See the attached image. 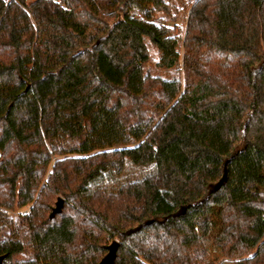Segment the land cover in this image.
Instances as JSON below:
<instances>
[{"label":"trees","instance_id":"1","mask_svg":"<svg viewBox=\"0 0 264 264\" xmlns=\"http://www.w3.org/2000/svg\"><path fill=\"white\" fill-rule=\"evenodd\" d=\"M159 11L0 0V207L29 206L3 264H98L114 240L116 264H194L217 207L218 264H264V0H192L183 80L145 74L149 43L181 61ZM127 160L153 170L89 191Z\"/></svg>","mask_w":264,"mask_h":264},{"label":"rangeland","instance_id":"2","mask_svg":"<svg viewBox=\"0 0 264 264\" xmlns=\"http://www.w3.org/2000/svg\"><path fill=\"white\" fill-rule=\"evenodd\" d=\"M170 4V12H156L154 22L165 23L174 29L178 39V51L181 55L179 65L173 68H165L159 65L160 52L158 49L149 43V60L144 65L145 74L149 77H160L165 80L184 78V70L182 64L183 39L186 29V20L192 0H166ZM139 15L138 12H135ZM153 170V166L139 167L134 165L130 160H127L126 166L121 173H116L113 170L105 171L94 182L89 185V191L95 188L102 187L108 192H117L126 179L130 176L142 177ZM29 206L16 209L6 210L0 207V224L2 226V238L13 233L11 221L18 223L21 214L27 212ZM223 208L217 207L213 213L212 233L209 239L204 241L201 248H191L194 264H218L224 258V250L218 246L216 236L220 232L223 224ZM193 222H197V215L192 217Z\"/></svg>","mask_w":264,"mask_h":264},{"label":"water","instance_id":"3","mask_svg":"<svg viewBox=\"0 0 264 264\" xmlns=\"http://www.w3.org/2000/svg\"><path fill=\"white\" fill-rule=\"evenodd\" d=\"M64 205V199L62 197H59L55 207L52 209V212L50 214L51 217H54L56 214L60 213L62 211ZM119 243L118 241L114 240L111 244L107 246L108 252L107 254L100 260L98 264H116V257H117V251H118ZM6 255L0 254V264H3Z\"/></svg>","mask_w":264,"mask_h":264},{"label":"built area","instance_id":"4","mask_svg":"<svg viewBox=\"0 0 264 264\" xmlns=\"http://www.w3.org/2000/svg\"><path fill=\"white\" fill-rule=\"evenodd\" d=\"M6 1V3H9L11 0H5Z\"/></svg>","mask_w":264,"mask_h":264}]
</instances>
